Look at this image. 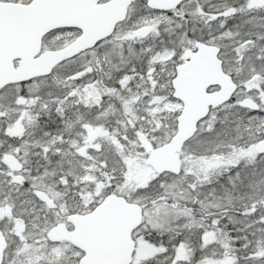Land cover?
Wrapping results in <instances>:
<instances>
[{
    "label": "snow or ice",
    "instance_id": "1",
    "mask_svg": "<svg viewBox=\"0 0 264 264\" xmlns=\"http://www.w3.org/2000/svg\"><path fill=\"white\" fill-rule=\"evenodd\" d=\"M0 264H264V0H0Z\"/></svg>",
    "mask_w": 264,
    "mask_h": 264
}]
</instances>
